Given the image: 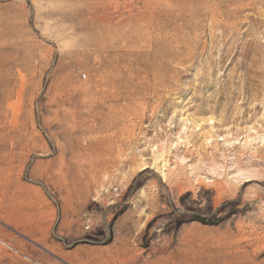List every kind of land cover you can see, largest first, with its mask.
<instances>
[{"label": "rangeland", "instance_id": "obj_1", "mask_svg": "<svg viewBox=\"0 0 264 264\" xmlns=\"http://www.w3.org/2000/svg\"><path fill=\"white\" fill-rule=\"evenodd\" d=\"M227 260L264 264V0H0V264Z\"/></svg>", "mask_w": 264, "mask_h": 264}, {"label": "bare ground", "instance_id": "obj_2", "mask_svg": "<svg viewBox=\"0 0 264 264\" xmlns=\"http://www.w3.org/2000/svg\"><path fill=\"white\" fill-rule=\"evenodd\" d=\"M147 3V2H146ZM196 254V253H195ZM204 256V255H203ZM225 259V258H224ZM208 261V260H207ZM223 261V260H222ZM225 261V260H224ZM228 261V260H227ZM230 261V260H229ZM229 261H228V264H229ZM222 263V262H221ZM224 264V263H223ZM231 264V263H230Z\"/></svg>", "mask_w": 264, "mask_h": 264}]
</instances>
